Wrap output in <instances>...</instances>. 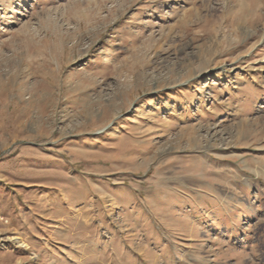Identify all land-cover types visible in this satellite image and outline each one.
<instances>
[{
    "label": "rangeland",
    "instance_id": "rangeland-1",
    "mask_svg": "<svg viewBox=\"0 0 264 264\" xmlns=\"http://www.w3.org/2000/svg\"><path fill=\"white\" fill-rule=\"evenodd\" d=\"M0 264H264V0H0Z\"/></svg>",
    "mask_w": 264,
    "mask_h": 264
}]
</instances>
